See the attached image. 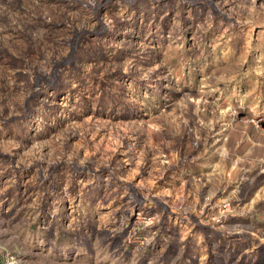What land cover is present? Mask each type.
Masks as SVG:
<instances>
[{
  "label": "rangeland",
  "instance_id": "rangeland-1",
  "mask_svg": "<svg viewBox=\"0 0 264 264\" xmlns=\"http://www.w3.org/2000/svg\"><path fill=\"white\" fill-rule=\"evenodd\" d=\"M0 264H264V0H0Z\"/></svg>",
  "mask_w": 264,
  "mask_h": 264
},
{
  "label": "built area",
  "instance_id": "built-area-1",
  "mask_svg": "<svg viewBox=\"0 0 264 264\" xmlns=\"http://www.w3.org/2000/svg\"><path fill=\"white\" fill-rule=\"evenodd\" d=\"M220 208H222V211L223 210H225L226 208H227V205L226 204H224V205H221V207Z\"/></svg>",
  "mask_w": 264,
  "mask_h": 264
}]
</instances>
